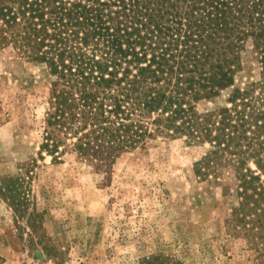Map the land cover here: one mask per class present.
I'll return each instance as SVG.
<instances>
[{
  "label": "trees",
  "instance_id": "obj_1",
  "mask_svg": "<svg viewBox=\"0 0 264 264\" xmlns=\"http://www.w3.org/2000/svg\"><path fill=\"white\" fill-rule=\"evenodd\" d=\"M3 55L47 70L42 153L109 175L158 137L204 147L196 175L225 176L227 231L264 259V0H0Z\"/></svg>",
  "mask_w": 264,
  "mask_h": 264
},
{
  "label": "rangeland",
  "instance_id": "obj_2",
  "mask_svg": "<svg viewBox=\"0 0 264 264\" xmlns=\"http://www.w3.org/2000/svg\"><path fill=\"white\" fill-rule=\"evenodd\" d=\"M48 86L43 64L0 56V183L22 179L19 199L0 194V264H264L227 231L225 176L196 175L204 147L158 137L109 175L42 153Z\"/></svg>",
  "mask_w": 264,
  "mask_h": 264
}]
</instances>
